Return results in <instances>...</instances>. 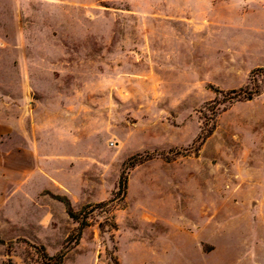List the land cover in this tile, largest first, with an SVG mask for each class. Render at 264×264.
Segmentation results:
<instances>
[{
  "label": "rangeland",
  "instance_id": "1",
  "mask_svg": "<svg viewBox=\"0 0 264 264\" xmlns=\"http://www.w3.org/2000/svg\"><path fill=\"white\" fill-rule=\"evenodd\" d=\"M61 256L264 264V0H0V264Z\"/></svg>",
  "mask_w": 264,
  "mask_h": 264
},
{
  "label": "trees",
  "instance_id": "2",
  "mask_svg": "<svg viewBox=\"0 0 264 264\" xmlns=\"http://www.w3.org/2000/svg\"><path fill=\"white\" fill-rule=\"evenodd\" d=\"M258 91H251L247 97V99H251L253 97L254 94H256ZM231 95H234L231 97V99H237V100H241L243 98V96L241 95V92L239 91H232L230 93ZM242 97V98H241ZM126 189H127V177H126V173L124 172L122 177H121V180L119 182V188H118V191L115 193L114 195V198L111 199L108 203L104 204L105 206H108L110 204H113L114 202H116L117 200L123 198L125 192H126ZM73 218V214L71 215ZM86 221V220H85ZM83 221L81 222L82 224L81 225H86V222ZM56 260V264H62L63 263V257H59L58 259H55Z\"/></svg>",
  "mask_w": 264,
  "mask_h": 264
}]
</instances>
